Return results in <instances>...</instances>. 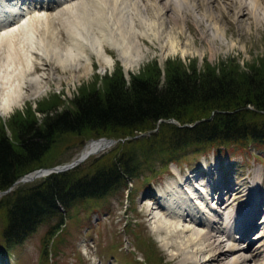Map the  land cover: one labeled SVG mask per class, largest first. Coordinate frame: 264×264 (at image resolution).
I'll return each instance as SVG.
<instances>
[{"label": "trees", "instance_id": "1", "mask_svg": "<svg viewBox=\"0 0 264 264\" xmlns=\"http://www.w3.org/2000/svg\"><path fill=\"white\" fill-rule=\"evenodd\" d=\"M57 101L38 102L33 108L38 117L28 108L0 121V191L28 172L59 164L47 156L62 136L107 137L118 144L85 167L81 162L0 196V248L22 242L54 219L42 237L43 260L73 207L122 186L129 190L151 158L162 156L161 166L169 169L191 146L198 152L247 143L264 149V59L244 69L235 58L201 67L195 60L167 58L163 66L152 60L129 77L117 63L112 72L80 87L71 107L60 110Z\"/></svg>", "mask_w": 264, "mask_h": 264}, {"label": "bare ground", "instance_id": "2", "mask_svg": "<svg viewBox=\"0 0 264 264\" xmlns=\"http://www.w3.org/2000/svg\"><path fill=\"white\" fill-rule=\"evenodd\" d=\"M18 1L3 2L4 9L23 11L26 15L22 20L21 15L17 16L12 27L0 34V112L3 115L21 100L41 94L51 81L60 82L55 77L58 70L77 72L80 69L86 74L91 66L90 52L100 65L109 66L113 59L106 54L104 44L118 49L117 58L127 72L132 63L129 44L134 39L143 43L147 40L160 43L168 39L171 44L173 41H200L210 47L216 44L221 46L224 36L230 39L237 34L239 41H245L255 32L260 38L264 35V0H128L131 4L129 13L124 17L119 12L121 16L108 26L100 23L96 15L91 17L92 12L88 7L103 10L99 0H40L46 6H38L34 2L32 9L30 6L18 8ZM66 3L69 4L61 5ZM55 6L58 10L54 15L41 14L40 9H54ZM6 12L11 13V10ZM96 12L100 11L97 9ZM55 18H58L61 39L65 36L71 42L63 54L65 58L60 57L61 39L53 33L56 30L52 27ZM190 25L195 30L187 36L184 27L190 30ZM87 42L93 46L89 47ZM33 57H37L38 61L32 63ZM80 62L82 65L79 66ZM39 72L43 74L38 76ZM107 147L109 145L103 141L90 142L81 154L92 155ZM197 176L193 174V177ZM185 182L189 185L191 180L185 178L166 186V190L160 192L161 199L154 192L145 193L146 198H143L153 200L156 205L146 206L144 215H149L147 219L152 223L151 230L157 235L161 246L170 251L168 260L172 264H250V260L252 264H257L259 259L264 258V248L257 246V249L253 248L254 252L244 254L242 251L249 250L250 243L244 242L247 245L243 247V242L239 245L236 241L237 237L242 241L249 235L256 226L257 213L264 207L257 200L251 206L248 202L258 193L256 183L252 187L254 195H247L253 196L247 197L245 202L241 198L237 204L230 197L238 193L235 189L230 185L224 187L214 183L206 192L207 195L215 193L217 196L218 204L213 209L215 204L209 206L207 198L200 197L201 185L190 189L183 186ZM192 196L200 200L194 202ZM247 202L249 208L247 206L246 210H241V206ZM197 203H202L205 211L209 210L207 216L202 214ZM232 205H235V211ZM155 208L159 210L158 213L152 211ZM160 212L164 213L163 217L158 215Z\"/></svg>", "mask_w": 264, "mask_h": 264}, {"label": "rangeland", "instance_id": "3", "mask_svg": "<svg viewBox=\"0 0 264 264\" xmlns=\"http://www.w3.org/2000/svg\"><path fill=\"white\" fill-rule=\"evenodd\" d=\"M111 1L116 3L109 4ZM123 1L109 0L108 2V0H99V4H101L105 12L95 6L88 7L92 12V16L91 13L90 16L99 17L96 19L103 25H111L114 19L121 16L119 12H122L124 17L129 13L130 2L128 0ZM68 4L61 5L65 6ZM56 7L54 9L44 7L40 9L42 11L41 14L54 15L58 10ZM95 8L100 12H96ZM37 10H39V7ZM108 11L111 12L109 13ZM57 22L58 18H55L52 22V27L56 30H51L55 33V37L58 36L57 38L61 39ZM34 23L36 22L34 21ZM189 27L190 30L184 27L185 35L187 36L195 30L193 25ZM133 29L139 31L136 28ZM259 36L255 32L253 37H246L245 41H239L237 34L230 39H227L229 36H224L221 46L216 44L210 47L200 41L195 43L173 41V44H171V40L168 41V39H163L160 43L151 40L143 43L134 39L129 44L130 61L132 63L127 72L122 62L117 58L118 49L115 50L112 46L108 47L104 44L106 54L113 59L109 66L100 65L96 61L94 54L90 52L91 66L86 74L80 69L77 72L58 70L55 77L60 82L51 81L38 96L31 97L28 100H21L4 115L0 112V121L8 122L16 112L19 111L22 114L28 108L33 110L38 102L51 97L60 100L57 101L59 104L62 102L59 107L60 110L63 107H71L70 101L78 93L80 87L90 85L95 76L100 79V76L104 73L112 72L117 63L122 67L126 77H129V74L138 73L142 67L152 60H156L159 65L163 66L167 58H181L185 64H188L190 60H195L198 67H201L204 62L216 65L221 61H227L229 58H235L242 68L247 69L252 64L264 59V35L261 38ZM60 42V57L65 58L63 54L68 46L71 45V42L65 39V36ZM87 45L90 47L92 43L87 42ZM87 51L89 52L90 50H85L84 52ZM37 61V57L32 58V63ZM82 62H80L79 66L82 65ZM42 74L39 72L38 76ZM35 114L37 117L39 116L36 111ZM7 133L10 135V131H7ZM146 134L138 135L144 136ZM140 136L139 138H141ZM92 140L94 139L81 141L79 137L62 136L58 139L57 146L50 150L47 161L61 164L76 159L80 156L84 147ZM117 141L104 150L87 157L83 161L82 167L87 166L93 159L110 153L118 144ZM220 150L218 152L215 149L198 152V147H187L183 152L185 156H181L177 164L170 163L169 169H166V166H161L162 156L151 158L139 172L138 178L133 180L129 190H125L126 188L122 186L100 200L73 207L71 210L72 216L66 219L65 225L49 242L46 260L41 259L42 237L48 227L54 222V219H48L39 224L37 229L22 242L9 248H0V264H172L168 260L170 251L161 246L157 235L151 230L152 223L148 220L149 215L147 213L144 215L147 211L146 206L150 207V205H153L155 207L156 205L153 204V200H144L143 198H146L145 193L159 190L165 184L171 183L169 185H173L175 183L173 181L179 180V170L185 172L184 175L186 176L191 174L198 175L190 179L191 183L189 185L191 187L193 185L199 186L200 183H203L207 189L214 183H220L224 187L230 185L238 192L235 195H230L236 204L241 198L245 202L247 197L249 199L254 195L252 187L253 183H256L257 189H259L258 193L248 202L251 206L253 201L257 200L258 203H262L260 204L261 206L264 205V149L259 145L247 143L244 147H229ZM148 178L150 179L148 180ZM189 185L188 182H185V186ZM251 194H253L251 197L247 196ZM248 202L246 205L241 206V210L248 206ZM234 206L232 205V208ZM235 209L233 210L235 211ZM152 211H156L155 213L159 212L156 208ZM163 214L160 212L158 215L162 216ZM263 221L264 207L257 213L255 217L256 226L251 229L249 235L242 241L236 236V241H238L239 245L242 242L243 247L247 245L245 243H250L251 245L249 250L242 251L244 254L254 252L257 246L259 249L264 248ZM2 225L3 216L0 215V229ZM262 261H264V258L259 259L257 262L261 264ZM249 263L252 264V261L250 260Z\"/></svg>", "mask_w": 264, "mask_h": 264}, {"label": "water", "instance_id": "4", "mask_svg": "<svg viewBox=\"0 0 264 264\" xmlns=\"http://www.w3.org/2000/svg\"><path fill=\"white\" fill-rule=\"evenodd\" d=\"M138 136H140V135H138ZM99 141H103L107 145H111V144H114L116 142L115 139L106 138V137L98 138L96 140L94 139L91 142H99ZM88 153H91V152H88ZM89 155L90 154H87V153L86 154H80V156H78L76 159H74L68 163L52 166L50 168H41V169L34 170L31 173H27V174L23 175L21 179L14 182L6 190L0 191V195H3V194L10 192L15 184L29 182V181L34 180L35 178L46 176L50 173L63 172V171H66L68 169H71V168L75 167L76 165H78L79 163L83 162Z\"/></svg>", "mask_w": 264, "mask_h": 264}]
</instances>
